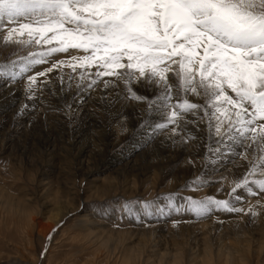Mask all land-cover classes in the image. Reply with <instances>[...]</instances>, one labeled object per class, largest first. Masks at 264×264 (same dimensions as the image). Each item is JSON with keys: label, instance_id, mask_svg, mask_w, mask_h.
<instances>
[{"label": "rangeland", "instance_id": "obj_1", "mask_svg": "<svg viewBox=\"0 0 264 264\" xmlns=\"http://www.w3.org/2000/svg\"><path fill=\"white\" fill-rule=\"evenodd\" d=\"M5 25L0 23V77L4 83H17L18 90L27 97L26 102L38 101L39 98L40 106L36 117L17 131L10 141L5 140L10 132L8 123L0 127V264H264V246L258 248L264 232L259 230L260 225L252 216V211L260 210L264 203L256 197L257 187L251 185V190L240 188L233 192V187L247 175V171L236 181L228 178L225 170H219L221 162H226L224 166L229 168L231 162L243 160L239 155L209 160L205 168H199L188 160H177L182 151L175 148L177 151H171L170 159L162 160L161 157L148 165L130 166L129 159L140 149L135 147L124 156L120 154L137 142L139 131L148 120L136 124L127 116L117 115L116 106L103 103L90 110L96 122L85 137V144L93 145V150L80 158L82 163L78 165L69 151L70 141L65 138L68 131H72L71 125L77 124L76 121L73 123L72 116H79L78 109L70 115H65L64 107L63 110L52 105L54 107L48 109L47 105L56 103L53 93L45 89V85L52 81L50 73L37 77L35 82H41L39 87L35 82L28 83V79L39 74V68L49 61L50 58H44V52L57 47V44L5 43ZM18 39L27 41L28 37L25 34ZM40 53H44L43 62L30 64L29 61L40 58ZM52 56L64 58L61 53ZM25 67L27 71L21 73L20 69ZM91 68H95V72L102 70ZM173 68L175 71L168 73V77L176 82V88L179 86V77L175 74L178 67L173 65ZM13 73L16 74L15 79L12 78ZM85 73L86 78L88 73ZM85 78L79 81L84 87L91 80L96 81L94 88L103 82L128 84L126 79L111 75L97 76L94 73L92 79L86 78L87 83ZM127 84L125 87H129ZM136 96L140 99L125 95V102L137 111L152 108L155 103L171 111L170 106L180 104L179 100L162 101L158 93L150 97L144 94ZM199 97L202 99L204 95ZM9 105L14 107V104ZM26 108L27 104L20 107L19 102L12 109H18L17 114H21V109L25 111ZM47 113L57 119L51 121L54 117H46ZM46 122H50L48 127L44 124ZM65 127L70 130H65ZM177 129L175 141L180 140L182 147L189 143V148L190 142L187 143L184 130ZM110 130L113 131L114 142L106 136ZM162 131L164 127L157 130ZM45 141L52 146L48 152L42 149ZM148 144H143L141 150ZM117 156L118 159L115 158ZM249 180H264V176L257 174ZM210 197L227 202L235 210L228 211L217 204H210L207 212L197 215L191 202L205 203ZM256 198L255 203L247 202L248 206L244 207L245 200ZM219 209L223 214L217 213ZM210 221L214 228L208 241L202 237L198 224ZM232 222L242 224L238 228L228 227ZM241 225L247 230L245 235L239 231ZM184 226L191 227L189 230L194 232L188 240L180 235ZM237 237L241 241L253 237L255 241L249 250L243 251L236 243ZM204 241L213 247L210 261L201 259ZM243 245L248 248L247 242ZM227 248L235 250L237 261L226 262L218 255Z\"/></svg>", "mask_w": 264, "mask_h": 264}, {"label": "snow or ice", "instance_id": "obj_2", "mask_svg": "<svg viewBox=\"0 0 264 264\" xmlns=\"http://www.w3.org/2000/svg\"><path fill=\"white\" fill-rule=\"evenodd\" d=\"M0 23L11 26L5 43L81 51L87 55L72 56L73 69L91 65L102 69L97 76L160 84L164 100L171 99L168 73L176 65L179 89L210 101L205 114L217 121L219 143L227 136L250 166L232 191L255 185L264 193V180H249L264 176V0H0ZM25 34L27 41L18 39ZM43 55L29 63H42ZM170 107L174 125L182 112L199 109L188 100ZM191 204L197 215L210 204L235 210L211 197Z\"/></svg>", "mask_w": 264, "mask_h": 264}, {"label": "bare ground", "instance_id": "obj_3", "mask_svg": "<svg viewBox=\"0 0 264 264\" xmlns=\"http://www.w3.org/2000/svg\"><path fill=\"white\" fill-rule=\"evenodd\" d=\"M0 52H1V50H0ZM70 53L72 56H76L77 54L81 55V52H78V53L70 52ZM50 59H49V61L46 60L47 62L45 61L46 62L45 65L41 66L39 68L38 72H44L45 70H48L51 67L54 68L50 72L51 75L49 76V78L52 81L48 82L49 84L47 83V85L43 84V85H45V89H48V90H50L51 93H53L52 97H53V99H55L54 102H56L54 104L52 103L51 106H50V104L47 105L48 109H50V108L52 109V107H54V106L55 107L58 106V108L60 106L61 109H63V107H64L65 115H70L71 112L78 109L79 116L77 115L78 117H75V118L72 116L73 123H75V121H76L77 124L75 126L73 124V126H72L71 123H69L71 125L70 128L72 131L69 133L68 130H70V128L67 130V128L65 127V130L68 131V134L65 135V138L67 140H69L70 144H71V146L69 147V151L72 152V156L75 157L78 165H80L82 163V161L79 159L84 157V155H87L88 153H90L93 150V145H91L89 143L85 144V141H86L85 137L88 135L89 132H91L92 125L94 124L93 122H96V120L94 119L95 116L93 117L90 110L95 109L96 106H100L103 103L116 106L117 107L116 108V110H117L116 114L117 115L120 114L121 116H127L128 118L132 119V121L134 120L136 122V124L139 122H144L145 120H148V123L146 122L147 125L142 126L141 130L139 131V135H138L139 139L137 138L138 139V140H136L137 142H135V144L133 146L126 148V150H125V152H123V154L122 153L120 154V155L124 156L127 154V151H130L135 147L138 148V150L140 149V151H138V152H136V154H134V157L132 159H129L128 163L130 164V166L135 167L137 165L138 166H143L144 164L148 165L150 163H153L156 159H160L161 157H162V160L163 159H170L169 157L171 155V151H177V150H175V148L176 149L180 148L181 149L180 151H182L183 153L181 152V154L179 156H177L178 157L177 160H179V159L180 160L182 159V161L188 160L190 162H193L192 164H194L195 166L196 165L199 166V168H205L208 165L209 160H211V161L220 160V159H222V158L224 159L230 155L233 156L234 154H236L238 156V153L241 151V149L239 147H237L236 145H233L230 141L227 140V136H224L225 143H219L220 137H218L215 133V124L217 123V121L215 119L210 120L209 117L205 114L206 112L212 111L211 108L207 107V104L209 102L208 99L204 96V98H202L203 99V101H202V99L199 97L200 95L197 96V95H193L191 93H185L183 90L178 88L179 87L178 85L176 88H174V83H176V82H172V81H170V79H169V83L172 86L171 99L173 101L176 102L177 100H179L180 103H182L183 100H188L191 103H196L199 105V109L197 111L189 112V113H183L182 112L181 113L182 119H179L175 125L170 123L167 119L168 115L170 114V110H168V108L166 106H157V103H155L152 108H147L145 111H137L134 108H132V106L129 102H125V100H127L125 95L130 94L131 96H133V93H135L136 95L144 94V96H148V97L152 96L153 93H158L161 96L162 101H163V97H164L165 93L163 91L162 85L152 83V82L150 83L148 80H145V79H142V80L133 79L131 82H128L129 87H127V86L125 87V84H127V83L116 84V83H111V82H103V84L101 83L99 86L94 88L95 84H93L91 82L92 81L91 80L89 82V84L86 87H84L79 83V81L80 80L84 81L85 74H86L85 72L88 73L86 78L89 77V79L90 78L92 79V75H94V73H96L94 71L95 68L90 69V66H91L90 65L89 67H87V68L83 67V69L81 68L80 70H79V68L73 69V68L68 67L67 63L64 64V63H61L60 61L59 62L56 61L54 59V57H52L51 61H50ZM13 66L18 67L19 65L13 64ZM91 67H93V66H91ZM35 71H37V70L35 69ZM33 73H34V71H33ZM82 75L84 77L83 79L81 78ZM26 78H25V81H26ZM36 79H37V77L35 78V80ZM44 81H45V79H44ZM38 82L39 81L35 82L36 85H38L37 87H39V84L41 83L40 82L38 84ZM28 83H30V82H28ZM86 83H87V79H86ZM20 85L21 84L19 83V86ZM17 86H18L17 83L14 84L13 82L4 83L3 79H1V77H0V127H2L3 124H5V122H7L8 128L10 129L9 135L5 139L6 141H10V139L15 134L18 133L17 131L24 128L25 125L30 123L29 121L31 119H33L34 117H36V115L39 111L40 99L36 98L38 101H33V102L27 101L26 102L25 99L27 97L25 98L24 92L18 90L19 88ZM123 90H125V91H123ZM43 94H44V92H43ZM48 94H50V93L47 92V95ZM52 97H51V99H52ZM34 99L35 98H33V100ZM47 101H49V100H47ZM19 102H20V107H22L23 104H25V105L27 104L26 110L24 109L25 111H23L21 109V111H20L21 114H17L18 109L17 110L12 109L15 107V104H17ZM156 102H158V101H156ZM42 103L44 105L43 101H42ZM9 104H14V107L11 108ZM52 105H54V106H52ZM44 107H45V105H44ZM204 109H205V111H204ZM6 110L8 112H5ZM44 110H45V108H44ZM3 111L5 113H2ZM45 116L49 117V118L54 117L52 114H48V113ZM55 118L56 117H54L51 121H54ZM50 122L44 123L45 126L48 127L50 125ZM161 125H164V131L157 132V130L160 129ZM5 126H6V124H5ZM177 128L184 130L183 131L184 135L186 136V138L188 140L187 143L190 142L189 148H188L189 143L186 144L185 147L184 146L182 147V145H180V143H179L180 140H177L178 142L175 141V139H177V137H175L176 131L178 130ZM40 132H42V131H40ZM106 136L109 138V141L114 140V134H113L112 130H110L106 134ZM40 143H41V141H40ZM143 144H148V146L146 149L141 150V149H143ZM111 146H112V144H111ZM51 147L52 146L50 144H48L46 141L42 143V149L44 151L48 152V150H50ZM213 149H217V150H213ZM159 151H160V153H159ZM249 151H251V150H249ZM115 158L118 159V156ZM112 163H113V165L115 164V162H112ZM225 163L226 162L220 163L219 170H225L226 171L225 175H227L228 178H231L232 180H236V181H237V179L241 178L244 175V173L246 172V170L249 168V165L246 163V161L243 162V160H237L235 162L233 161V163L231 162L229 168H227V166H224ZM98 169H99V167H98ZM228 189H229V187H228ZM255 191L257 193L256 197L259 198L260 201L263 200L261 202H264V193L260 194L258 191V188H256ZM257 198L253 199L251 201L245 200L246 202H245L244 207L248 206L247 202H250V204L255 203L257 201ZM257 209H258V207H257ZM255 210L252 212L256 213V215H255L256 217H254V215H252V216H253L255 222H257V224L259 223V225H260L259 230L264 232V203L261 206L260 210H258V211L256 210L257 212ZM222 212L223 211L219 209V212H217V213L221 214ZM224 220H226V218H224ZM237 222L236 223L232 222L227 226L228 227L234 226L235 228H238V226L240 225V223L242 224V222H240V223H237ZM211 225H212L211 221H210V223L198 224V226L202 229V231H201L202 237L203 236L206 237V239H208V241H209V236L213 231L212 229L214 228ZM209 226H211L212 228L209 229ZM188 227H190V226H188ZM234 227H232V228H234ZM200 228H196V229L201 230ZM246 228H247V226H246ZM183 229H184V231H183ZM183 229H182V234H180V235L184 239L187 237V240H188V237L190 235H192V233H194V232L189 230V229H191V227L190 228L185 227ZM203 229H206V230L203 231ZM240 230L242 231V233L244 235L247 232V230L244 229L243 225H241L239 227V231ZM250 233H252V232H250ZM262 235L263 236L259 239L260 241L257 240V242L259 241V243H258L259 249L263 248V246H264V233H262ZM253 237L252 238L250 237V238H248L246 240H242V241L239 240V237H237L236 243L240 244L243 251H247L250 249V246L255 241ZM243 242H247L248 248H246V246L243 245ZM207 243L208 242H205V241L203 243V250H202L203 254L201 255V257H202L201 259H203V260L206 259V260L210 261L212 256H213V247H211V244H209L210 242L208 244ZM234 251L235 250L231 251L230 249H228V250H225V252L222 251V253L218 254V255L220 257H222L226 262L237 261L238 255H236V252H234Z\"/></svg>", "mask_w": 264, "mask_h": 264}]
</instances>
